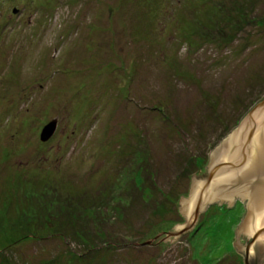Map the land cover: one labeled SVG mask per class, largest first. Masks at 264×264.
I'll use <instances>...</instances> for the list:
<instances>
[{
    "label": "rangeland",
    "instance_id": "374dc122",
    "mask_svg": "<svg viewBox=\"0 0 264 264\" xmlns=\"http://www.w3.org/2000/svg\"><path fill=\"white\" fill-rule=\"evenodd\" d=\"M263 98L264 0H0V264H244L246 201L133 244Z\"/></svg>",
    "mask_w": 264,
    "mask_h": 264
},
{
    "label": "water",
    "instance_id": "95a60500",
    "mask_svg": "<svg viewBox=\"0 0 264 264\" xmlns=\"http://www.w3.org/2000/svg\"><path fill=\"white\" fill-rule=\"evenodd\" d=\"M53 121L44 129L41 140L47 142L56 132ZM207 173L193 176L189 198L180 199L185 222L163 223L154 228L137 246L173 244L195 228L197 218L212 204L236 200L247 202L245 218L238 227L234 248L244 264L264 261V98L212 152Z\"/></svg>",
    "mask_w": 264,
    "mask_h": 264
}]
</instances>
